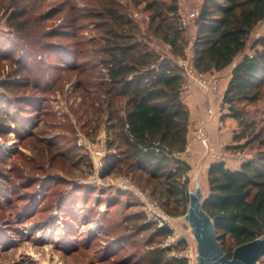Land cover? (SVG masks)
<instances>
[{
  "label": "trees",
  "instance_id": "1",
  "mask_svg": "<svg viewBox=\"0 0 264 264\" xmlns=\"http://www.w3.org/2000/svg\"><path fill=\"white\" fill-rule=\"evenodd\" d=\"M45 1L0 0V11L6 15L7 27L20 35L23 42L22 54L14 58L11 50L15 44L7 45L0 33V58L10 57L15 65L6 78L0 80V87L10 91L6 97L0 94V135L13 132L20 136L26 132L28 122L32 125L36 119V107L47 88L34 76L37 68L29 66L31 58L39 51L55 50L51 56L59 60L53 67L55 70L65 65H75L73 68L77 69V62L85 53H99V63L105 67L103 81L96 87L103 96L99 111L105 117L107 135H111L106 141L104 171H126L142 189L149 182L159 184V191L150 195L159 200H172L171 213L184 215L189 192L186 173L190 166L175 153L183 152L187 144L189 109L182 98L185 76L175 61L184 56L186 48L178 0H129L133 5L144 3L143 10L149 17L147 37L166 44L169 48L164 54L158 51L159 43L143 40L121 0H83L81 13H76L73 0H60L59 7L37 13L45 7ZM54 14H62V23L49 29L47 21ZM83 18L94 24L99 39L71 42V31ZM261 20H264V0H200L193 21V64L199 72L221 71L241 55L231 69L223 93L222 104L228 112L220 118H234L242 127L234 141L246 138L243 147L255 149V152L237 169L228 168L222 161L211 162L206 171L207 191L202 198V207L211 217L217 239L229 257L234 247L264 236V133L262 128L256 130L253 122L245 119L246 106L256 104L264 90V35L253 40L250 54L243 53L249 34ZM10 106L14 108L11 112ZM4 154L0 149V157ZM38 183L43 189L48 185L47 180ZM50 187L46 206L60 186ZM6 190L0 185V203L9 199ZM95 190L81 185L74 189L72 198L67 196L59 202L58 211L65 216L62 223L66 230L75 231L77 216L71 208L75 205L73 199L77 197L78 200ZM124 194L140 205L132 192L121 190L110 196L109 203L120 204ZM161 203L163 210L165 205L169 206L167 202ZM140 213L137 214L143 224H136L137 229L142 227L150 231L153 228V237L170 234L166 226L156 227ZM6 223L8 231L13 230L11 222ZM5 227L0 226L1 247L6 244L1 240L7 234ZM72 235L69 239H73ZM121 236L117 240H125ZM120 241L107 246L105 251ZM102 259L97 263L102 264ZM132 263L185 264V260L168 256L166 249L154 247ZM259 264H264V259Z\"/></svg>",
  "mask_w": 264,
  "mask_h": 264
},
{
  "label": "rangeland",
  "instance_id": "2",
  "mask_svg": "<svg viewBox=\"0 0 264 264\" xmlns=\"http://www.w3.org/2000/svg\"><path fill=\"white\" fill-rule=\"evenodd\" d=\"M121 2L126 4V12L138 26L143 40L160 44V40L147 37L149 17L143 10L144 3L133 5L129 0H121ZM199 2L200 0H178V13L181 25L185 29L184 54L192 49L195 37L193 21ZM83 3V0H73L76 13L82 12ZM59 4L60 0H46L43 4L45 7H41L40 11L38 9L37 13L59 7ZM62 17V14H54L47 21L50 23L48 28H57L62 23ZM83 19L77 22L71 31L73 36L71 42L99 39L94 24ZM0 33L3 34L2 38L6 39L7 45L15 44L11 50L14 58L22 54L23 42L19 38L20 35L17 36L7 27L3 10L0 11ZM263 35L264 20H261L249 34L243 53L250 54L253 40ZM165 50H167L166 44H160L158 51L164 54ZM54 53L53 48H49L48 51H39L29 63V66L37 68L34 76H37L42 84L47 85L36 107L38 111L33 124L30 125L31 121H29L26 132L20 136L13 132L0 135V149L7 154L0 157V185L7 188L6 196L9 197L8 200L5 199L0 203V226L5 227L9 220L11 222L9 225L13 228L8 231L9 228L5 227L7 234L1 238L6 244L0 246V264H100L97 263L100 258L104 260H101L102 264H130L138 256L141 257L147 250L154 247L166 249L168 256L177 257L176 255L180 253L178 251L194 239L188 224L181 220L182 216L171 213L174 209L173 201L167 198L159 200L150 195L153 191H159V184L149 182L143 190L142 185L134 181L132 175L126 171L112 169L107 173L102 166L95 172L91 167L87 146L93 149L102 148L106 154V141L111 138V135H107L105 117L99 111L103 96L96 89L97 85L103 81L105 74V67L99 63L101 54L85 53L83 59L77 62L79 65L77 69L73 68L75 65L71 62L72 66L65 65L64 68L55 70L53 67L59 60L57 57H51ZM240 57L241 55H237L234 60L238 61ZM11 61L10 57L0 58V80L6 78L7 73L15 68ZM225 73L226 71L221 70L220 73L215 74L218 79L223 80ZM0 94L6 97L10 95V91L0 87ZM260 95L256 104L246 106L245 119L252 121L256 130L262 128L264 133V90ZM218 107L219 104L217 109ZM8 109L11 112L14 108L10 106ZM227 112L225 107L220 114L226 115ZM232 119L230 123L233 124H229L231 130L228 141L230 144L237 143L226 147L232 150L231 153L235 150H244L247 154L246 159H249L255 149L243 147L247 141L246 138L234 141V136L242 131V127L234 118ZM198 124L200 123L195 122L188 125L190 136L187 138L186 147L189 150L186 155L189 158L187 163L190 169L186 173V177L189 178L187 190L194 189L197 179L201 191L206 193L204 166L196 160L193 161L190 156L194 142H192L194 129ZM79 134L83 135L89 145L77 144ZM228 141L222 140V143L227 144ZM238 161L240 165L244 160L238 159ZM119 177H127L131 182L132 180L136 182L140 187L132 183L159 206L162 205L161 202L168 203L169 206L164 204L166 211L161 206L160 209L168 216V223L164 226L171 231L169 235L153 237L155 229L145 231L142 227L136 228L137 225L143 224V219L137 213H143L146 220L155 225L157 221L152 215L143 211L141 200L134 194L140 205L133 203L126 194L121 196L120 204L114 206L109 203L110 196L118 190L125 193L131 192L118 187ZM184 179L185 176L181 177L180 181L183 182ZM44 180H47L48 185L43 189L38 182ZM81 185H88L96 190L87 196L79 197L78 200H76L77 197L73 199L75 205L71 208L77 216L75 231L66 230L62 223L65 216L58 211V204L67 196L72 198L74 189ZM50 186L60 187H56L54 192L56 196H52L53 200L46 206ZM25 206L30 209L24 210ZM71 234L73 239H69ZM121 234L125 235L122 237ZM173 235L178 236V245L164 246L167 239ZM119 236L125 240H117ZM115 241L120 243L106 252L105 248L114 244Z\"/></svg>",
  "mask_w": 264,
  "mask_h": 264
},
{
  "label": "built area",
  "instance_id": "3",
  "mask_svg": "<svg viewBox=\"0 0 264 264\" xmlns=\"http://www.w3.org/2000/svg\"><path fill=\"white\" fill-rule=\"evenodd\" d=\"M176 63L182 68L185 82L182 86V95L189 93L192 86L197 84L203 92L209 96L210 98L217 100L219 107L218 110L221 111L222 108H225V105L222 104V93L220 91L219 79L216 74L210 72H199L194 64H193V52L192 49H189L187 54L184 56H180L176 58ZM195 129H194V136L192 138L193 141H199L203 144V150L207 157L210 158L212 162H224L232 153L229 152L226 145L222 142L214 143L211 141L208 131L205 127L203 122H199ZM77 144L79 146L89 145L86 143L85 138L83 135H78ZM188 146V145H187ZM89 152V158L91 159V167L96 172L102 168L103 158L105 156V150L100 149H93L90 146H87ZM189 148L186 149L181 153H175L177 157L182 159L187 163L189 158L187 157ZM107 152V150H106ZM233 155L240 160H245L247 154L244 150H235ZM96 174V173H95ZM94 179V178H93ZM119 185L118 187L123 189H128L135 196H137L143 205V211L147 214L153 216V218L157 221V227H163L166 223H168V216L164 214V212L160 209V206L156 203V201L152 200L146 194L143 193L137 186H135L127 177H119ZM178 236L173 235L167 239L164 243V246H177L178 245ZM176 256L178 258H182L185 260V264H196V248L194 241L185 245L180 251H178Z\"/></svg>",
  "mask_w": 264,
  "mask_h": 264
},
{
  "label": "water",
  "instance_id": "4",
  "mask_svg": "<svg viewBox=\"0 0 264 264\" xmlns=\"http://www.w3.org/2000/svg\"><path fill=\"white\" fill-rule=\"evenodd\" d=\"M204 193L198 180L188 192L186 212L181 220L189 226L196 248V264H258L264 259V236L233 248L229 257L220 245L213 221L202 207Z\"/></svg>",
  "mask_w": 264,
  "mask_h": 264
},
{
  "label": "crops",
  "instance_id": "5",
  "mask_svg": "<svg viewBox=\"0 0 264 264\" xmlns=\"http://www.w3.org/2000/svg\"><path fill=\"white\" fill-rule=\"evenodd\" d=\"M195 28V26H194ZM168 46L166 45V49L168 50ZM237 61H233L231 64L227 65L223 68L225 73V78L219 79L220 80V91L223 93L226 89L230 72L232 67ZM221 71H217V73H220ZM216 73V71L214 72ZM192 90L182 95L183 101L186 104L187 108L189 109V126L191 123H197V122H204L206 125V129L208 131L209 137L212 142L217 143V141L222 142V140H229V133L231 128H229V124L232 118L226 116L225 118H220V111L217 109L218 101L210 98L207 96L197 84H194L192 86ZM188 138L190 136V131H188ZM228 141L226 146H231L234 143L237 142H231ZM228 149V148H227ZM229 150V149H228ZM229 152H232V150H229ZM190 156L193 161H197L204 166V174L206 179V171L208 168V165L212 162L209 157H206L203 152V144L199 141H194L192 144V148L190 150ZM225 165L230 169H236L239 165L238 159L233 155V153L224 161ZM206 181V180H205Z\"/></svg>",
  "mask_w": 264,
  "mask_h": 264
}]
</instances>
